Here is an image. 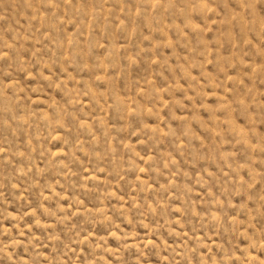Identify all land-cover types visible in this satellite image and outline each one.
I'll return each mask as SVG.
<instances>
[{
	"label": "rangeland",
	"instance_id": "obj_1",
	"mask_svg": "<svg viewBox=\"0 0 264 264\" xmlns=\"http://www.w3.org/2000/svg\"><path fill=\"white\" fill-rule=\"evenodd\" d=\"M0 264H264V0H0Z\"/></svg>",
	"mask_w": 264,
	"mask_h": 264
}]
</instances>
